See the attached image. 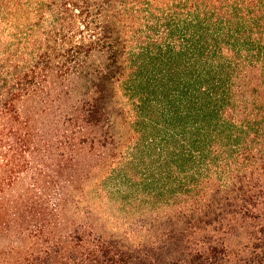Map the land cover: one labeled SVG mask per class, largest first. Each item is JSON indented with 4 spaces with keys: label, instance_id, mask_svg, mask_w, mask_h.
<instances>
[{
    "label": "trees",
    "instance_id": "obj_1",
    "mask_svg": "<svg viewBox=\"0 0 264 264\" xmlns=\"http://www.w3.org/2000/svg\"><path fill=\"white\" fill-rule=\"evenodd\" d=\"M0 264H264V0H0Z\"/></svg>",
    "mask_w": 264,
    "mask_h": 264
}]
</instances>
